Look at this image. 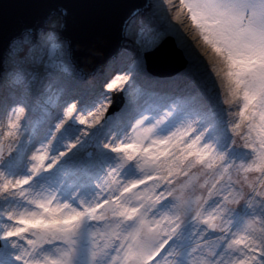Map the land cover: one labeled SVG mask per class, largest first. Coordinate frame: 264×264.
Masks as SVG:
<instances>
[{
	"label": "snow or ice",
	"instance_id": "snow-or-ice-1",
	"mask_svg": "<svg viewBox=\"0 0 264 264\" xmlns=\"http://www.w3.org/2000/svg\"><path fill=\"white\" fill-rule=\"evenodd\" d=\"M0 264H264V0H0Z\"/></svg>",
	"mask_w": 264,
	"mask_h": 264
},
{
	"label": "water",
	"instance_id": "water-1",
	"mask_svg": "<svg viewBox=\"0 0 264 264\" xmlns=\"http://www.w3.org/2000/svg\"><path fill=\"white\" fill-rule=\"evenodd\" d=\"M2 2H5L6 3V2H8V0H2Z\"/></svg>",
	"mask_w": 264,
	"mask_h": 264
},
{
	"label": "rangeland",
	"instance_id": "rangeland-1",
	"mask_svg": "<svg viewBox=\"0 0 264 264\" xmlns=\"http://www.w3.org/2000/svg\"><path fill=\"white\" fill-rule=\"evenodd\" d=\"M174 2H177L178 3V0H174ZM189 38H191V37H189Z\"/></svg>",
	"mask_w": 264,
	"mask_h": 264
}]
</instances>
